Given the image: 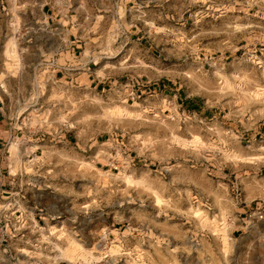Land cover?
<instances>
[{
  "label": "rangeland",
  "instance_id": "rangeland-1",
  "mask_svg": "<svg viewBox=\"0 0 264 264\" xmlns=\"http://www.w3.org/2000/svg\"><path fill=\"white\" fill-rule=\"evenodd\" d=\"M1 13L0 124L23 149L10 166L0 136V264H264L231 222L235 180L264 166V0H129L104 39L113 91L60 103L17 69L28 38ZM48 126L75 149L34 165L24 143Z\"/></svg>",
  "mask_w": 264,
  "mask_h": 264
},
{
  "label": "crops",
  "instance_id": "crops-1",
  "mask_svg": "<svg viewBox=\"0 0 264 264\" xmlns=\"http://www.w3.org/2000/svg\"><path fill=\"white\" fill-rule=\"evenodd\" d=\"M128 5L129 0H0L3 21L16 23L13 29L7 26L4 35L28 38L27 46L16 48L22 54L17 69H43L44 78H35L42 86L38 97H49L53 103L73 97L76 102L81 101L83 92L96 97L113 91L117 83L111 65L114 49L104 39L126 35L124 12ZM29 51L33 61L22 57ZM79 133L58 126L45 128L41 139L31 133L24 143L28 160L39 166L57 165L65 158L66 149H75ZM18 134L17 128L0 124V136L7 135L10 148L15 146V157L10 153L7 159L10 166L20 161L23 145ZM235 189L239 206L231 221L233 232L264 245V166L249 179L237 178Z\"/></svg>",
  "mask_w": 264,
  "mask_h": 264
},
{
  "label": "built area",
  "instance_id": "built-area-1",
  "mask_svg": "<svg viewBox=\"0 0 264 264\" xmlns=\"http://www.w3.org/2000/svg\"><path fill=\"white\" fill-rule=\"evenodd\" d=\"M259 217H261V216H259Z\"/></svg>",
  "mask_w": 264,
  "mask_h": 264
}]
</instances>
